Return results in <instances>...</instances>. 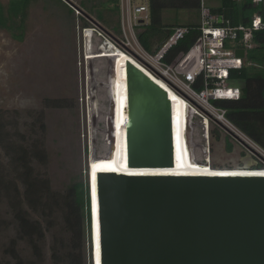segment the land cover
Returning <instances> with one entry per match:
<instances>
[{"label": "rangeland", "instance_id": "obj_1", "mask_svg": "<svg viewBox=\"0 0 264 264\" xmlns=\"http://www.w3.org/2000/svg\"><path fill=\"white\" fill-rule=\"evenodd\" d=\"M15 1L10 5L9 0H0L3 16L11 18L0 27V133L3 140L0 142V175L5 180L11 178L12 159L21 155L16 152L20 146L32 149L42 142L47 160L45 164L33 162L34 171L48 180L52 194L63 195L74 184L88 187L92 179V174L89 177L87 173L91 159L99 158L98 162H91L110 165L117 158V149L115 157H110L111 146L108 155H103L106 151L103 133L106 112L112 121V85L118 78L115 62L117 51H122L118 48V8L115 9L110 0H29L27 4L24 0ZM205 2L210 6L219 5V0ZM9 6L21 12L25 10L22 31L17 28L20 24L18 16H13L11 10L7 11ZM100 14L106 23L98 20L97 15ZM87 29H93L102 37L94 36V46L104 39L110 43L107 55L93 56L87 51L89 57L86 59V37L90 35V32L85 35ZM103 56L107 58L106 62L99 59ZM176 123L178 130V109ZM211 128L208 148L212 167L228 165L239 169V165L254 164L256 160L249 154L247 146L227 139L231 149L229 153L223 142L227 135L213 124ZM181 157L184 163H194L189 160L192 157L195 161L192 144L186 157ZM121 159L125 163L123 152ZM256 164L264 169V164L257 161ZM19 184L21 188L22 184ZM0 209L1 217L12 223L6 199H0ZM31 217L36 218V215L31 213ZM41 223L49 244L53 242L55 233L57 236L59 223ZM91 234L93 236V230L86 227L81 251L84 264H93ZM14 235L13 225L7 226L0 245L3 246ZM27 248L23 241L19 242V252L28 258L31 255H28L30 251ZM50 253L45 249L47 262ZM3 260L8 258L3 256L0 248V262Z\"/></svg>", "mask_w": 264, "mask_h": 264}, {"label": "water", "instance_id": "obj_2", "mask_svg": "<svg viewBox=\"0 0 264 264\" xmlns=\"http://www.w3.org/2000/svg\"><path fill=\"white\" fill-rule=\"evenodd\" d=\"M89 32L85 37L91 55H107L110 43L104 39L94 46L98 35L93 29L85 35ZM235 55L244 58V51L236 50ZM99 59L107 61L104 56ZM91 76L93 93L94 72ZM124 84L125 168L175 167L178 153L169 95L127 60ZM189 117L195 160L213 169H226L202 160V120L193 111ZM104 125L103 155H108L112 136L108 112ZM256 166L255 161L240 168L249 170L248 175L148 176L97 171L99 264H264V175L252 174L262 170ZM87 173L90 177V168ZM88 192L92 231L90 182ZM91 257L94 264L92 250Z\"/></svg>", "mask_w": 264, "mask_h": 264}, {"label": "trees", "instance_id": "obj_3", "mask_svg": "<svg viewBox=\"0 0 264 264\" xmlns=\"http://www.w3.org/2000/svg\"><path fill=\"white\" fill-rule=\"evenodd\" d=\"M9 1L10 5L11 2H16L15 0ZM24 1L27 4L29 0ZM110 4L117 9L118 0H110ZM148 8L149 22L143 26L138 35V41L145 51L155 53L168 39L174 28L185 27L187 29V34L168 51L164 58L166 63H170L180 54L185 53L193 45L199 34V0H148ZM2 9L0 5V27L5 25L6 20L11 21V18L3 16ZM10 10L13 16H18L20 24L16 27L21 28L22 31L25 10L21 12L9 6L7 11ZM212 11L222 14L233 26L240 23L247 24L250 17L255 13H259L264 21V7H253L251 0H243L240 3H235L232 0H219V6L212 8ZM97 17L99 21L106 23L103 15L100 14ZM87 51L88 49H86V59L89 57ZM126 59L127 55L125 61ZM115 74H118V56L115 62ZM229 82L232 86L241 89L240 99L213 103L225 109L228 120L264 150L263 33L255 35L253 47L246 53L245 65L240 70H233L229 73ZM117 84L118 80L115 78L112 85L113 102L117 100ZM167 94L173 106L174 135L178 153L177 165L180 169L210 168L208 165H202L199 162L192 164L184 163L182 160L179 130H177L176 123L178 104L181 101L170 89H167ZM123 113L124 107L121 114L123 115ZM116 130H122L123 132L120 147V156L122 157V152L124 154L125 150L124 127L118 124ZM0 138L2 143L1 133ZM16 152L21 153V155L16 159H12L13 175L11 178L5 180L0 175V199L7 200L8 213H10L11 221H13L12 223L6 222L1 217L0 209V241L7 226L13 225L15 230L14 237L10 238L3 246L0 245L3 256L8 258L0 264H84L81 251L86 227L88 230L90 227L88 187H83L82 184L78 183L74 184L63 195L52 194L48 180L36 175L33 168V162L45 164L47 160L42 142L33 146L32 149L20 146ZM99 160V158L91 159L94 162ZM91 161L89 164L90 169L125 166L122 159L115 165H99V163ZM256 168L262 169V166L257 165ZM19 183L22 184L21 188ZM56 212H59V214H56ZM31 213H34L36 218H32ZM41 222L59 223L57 236L55 233L53 242L50 241L49 244V239L46 238L45 228ZM22 241L28 246L27 250L30 251L28 255H31V257L22 256L19 252L18 244ZM45 249H49L51 252L48 262L45 257Z\"/></svg>", "mask_w": 264, "mask_h": 264}, {"label": "built area", "instance_id": "obj_4", "mask_svg": "<svg viewBox=\"0 0 264 264\" xmlns=\"http://www.w3.org/2000/svg\"><path fill=\"white\" fill-rule=\"evenodd\" d=\"M240 3L243 0H232ZM253 7H264V0H251ZM119 49L133 58L154 78L180 97L202 120V160L210 162L209 140L213 124L231 140L249 148V154L264 164V150L246 137L226 117V110L212 104L216 101H237L241 89L229 82V73L240 70L246 53L252 49L257 33L264 34V21L253 14L247 24L231 25L222 14L212 11L205 0H199L198 36L193 45L172 62L164 58L187 34L185 27H176L155 53L143 49L138 35L149 22L148 0H118ZM242 49L244 58L235 51ZM188 127L190 117H188Z\"/></svg>", "mask_w": 264, "mask_h": 264}, {"label": "bare ground", "instance_id": "obj_5", "mask_svg": "<svg viewBox=\"0 0 264 264\" xmlns=\"http://www.w3.org/2000/svg\"><path fill=\"white\" fill-rule=\"evenodd\" d=\"M118 53V84H117V100L112 104V121H111V130H112V136H111V158L115 157V152L117 149V158L114 162H112L110 165H115L116 163L121 161L120 156V147L122 144V135L123 132L116 131V125L115 123H119L123 126V115L121 114L122 109L124 107L123 98L125 95L124 91V63H125V52L117 51ZM125 53V54H124ZM92 58V56L90 57ZM128 62H131L132 64L138 66L145 74H147L154 82H156L158 85H160L166 92L167 87L166 85L154 78L150 73H148L140 64H138L133 58H131L129 55H127ZM181 102L178 104V118H179V127H178V133H179V139H180V146L183 157H186L187 150L190 144V133H189V127H188V117L190 114V109L188 105L180 98ZM188 112V113H187ZM174 119V117H173ZM123 129V128H122ZM117 132V133H116ZM117 134V136H116ZM193 146V145H192ZM192 162H198L193 161V158H189ZM102 165V164H99ZM97 166V165H96ZM91 166L89 165V168ZM97 171H113L115 173H126V174H134V175H148V176H156V175H248L250 173L247 169H180L178 165H176L173 168H158V169H126L125 166L122 167H108V168H95L91 169L92 179L90 181L91 189H92V211H93V224H92V230H93V242H94V262L95 264H99V258H98V220H97V199L95 194V182H96V172ZM255 175H264V169H262L259 173H252Z\"/></svg>", "mask_w": 264, "mask_h": 264}, {"label": "flooded vegetation", "instance_id": "obj_6", "mask_svg": "<svg viewBox=\"0 0 264 264\" xmlns=\"http://www.w3.org/2000/svg\"><path fill=\"white\" fill-rule=\"evenodd\" d=\"M227 139H229L231 141V139L228 136H224L223 142H224V145H225L227 151L229 152V151H231V149H230L229 145L226 143ZM220 167H223V168H226V169H229V168L235 169L234 167H231V166H228V165L227 166H220ZM244 167H246V166L239 165L237 168H244Z\"/></svg>", "mask_w": 264, "mask_h": 264}, {"label": "crops", "instance_id": "obj_7", "mask_svg": "<svg viewBox=\"0 0 264 264\" xmlns=\"http://www.w3.org/2000/svg\"><path fill=\"white\" fill-rule=\"evenodd\" d=\"M210 6V5H209ZM219 5H217V6H211V8H217Z\"/></svg>", "mask_w": 264, "mask_h": 264}]
</instances>
